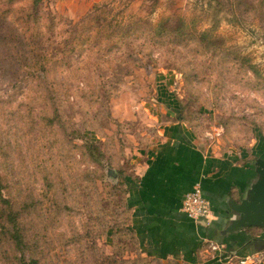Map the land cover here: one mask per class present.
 Instances as JSON below:
<instances>
[{"label":"rangeland","instance_id":"1","mask_svg":"<svg viewBox=\"0 0 264 264\" xmlns=\"http://www.w3.org/2000/svg\"><path fill=\"white\" fill-rule=\"evenodd\" d=\"M178 118L264 145V0H0V264H178L139 250L123 180Z\"/></svg>","mask_w":264,"mask_h":264},{"label":"crops","instance_id":"2","mask_svg":"<svg viewBox=\"0 0 264 264\" xmlns=\"http://www.w3.org/2000/svg\"><path fill=\"white\" fill-rule=\"evenodd\" d=\"M140 153L123 180L129 230L142 254L178 264H264L263 228L226 231L230 204L242 198L254 177V159L264 157V145L259 143L240 157L218 153L202 147L194 131L178 118L165 123L159 140ZM196 183L211 203L209 224L181 210L183 196ZM208 239L222 243L223 250L210 252ZM245 257L249 259L241 263Z\"/></svg>","mask_w":264,"mask_h":264},{"label":"water","instance_id":"3","mask_svg":"<svg viewBox=\"0 0 264 264\" xmlns=\"http://www.w3.org/2000/svg\"><path fill=\"white\" fill-rule=\"evenodd\" d=\"M254 177L239 202L230 204L231 215L226 231L233 233L257 226L264 229V157L253 161ZM115 177V173L110 171Z\"/></svg>","mask_w":264,"mask_h":264},{"label":"built area","instance_id":"4","mask_svg":"<svg viewBox=\"0 0 264 264\" xmlns=\"http://www.w3.org/2000/svg\"><path fill=\"white\" fill-rule=\"evenodd\" d=\"M181 210L191 219L195 221L204 222L209 224L213 217L211 203L209 199L203 196L201 188L196 183L193 188L187 192L181 201ZM207 248L210 252H219L223 250L224 245L213 239L206 241ZM249 257H245L241 260V263L246 262Z\"/></svg>","mask_w":264,"mask_h":264},{"label":"trees","instance_id":"5","mask_svg":"<svg viewBox=\"0 0 264 264\" xmlns=\"http://www.w3.org/2000/svg\"><path fill=\"white\" fill-rule=\"evenodd\" d=\"M34 262L32 261V262H30V263H25V262H22V264H33Z\"/></svg>","mask_w":264,"mask_h":264}]
</instances>
